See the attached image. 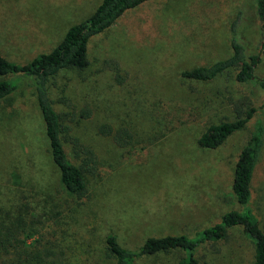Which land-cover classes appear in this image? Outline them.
<instances>
[{"label":"rangeland","instance_id":"rangeland-1","mask_svg":"<svg viewBox=\"0 0 264 264\" xmlns=\"http://www.w3.org/2000/svg\"><path fill=\"white\" fill-rule=\"evenodd\" d=\"M100 2L0 0L1 53L23 64L50 51ZM239 10L247 52L255 54L253 0H147L89 39L85 69L64 68L51 78L49 96L64 114L68 157L80 162L76 143L97 158L86 174L85 198L60 182L32 89L22 79L0 76L17 86L0 101V221L25 242L12 264H59L33 248L41 251L45 243L65 253L63 264H113L105 248L108 233L134 250L149 236L190 237L229 210H245L231 184L247 130L214 149L198 142L207 125L236 119L229 103L242 93L235 70L202 84L181 76L231 54L230 24ZM256 71L264 77V56ZM102 125L111 134L101 133ZM119 128L131 134L128 144L113 138ZM248 206L264 231V149ZM182 256L174 250L134 264H175ZM194 256L206 264H251L253 240L232 227L224 239L198 243Z\"/></svg>","mask_w":264,"mask_h":264},{"label":"trees","instance_id":"trees-1","mask_svg":"<svg viewBox=\"0 0 264 264\" xmlns=\"http://www.w3.org/2000/svg\"><path fill=\"white\" fill-rule=\"evenodd\" d=\"M146 1L101 0L85 20L71 25L66 30L56 46L46 53L34 56L26 63H15L0 51V76H14L22 79L26 82L25 85L32 89L44 122L51 160L58 169L60 182L66 191L77 198L87 196L86 174L93 172L96 168L97 158L90 148L82 145L76 147V143H74L77 150L75 153L80 162L76 163L68 157L63 138L67 130L63 122L64 114L58 113L53 106L49 96V82L61 69H85L89 64L87 56L89 39L107 30L120 16L138 8ZM253 3L255 16L259 22L257 53L247 52L246 43L241 35V11L239 10L230 24L231 54L209 65L196 66L181 72L184 79L202 84L214 80L228 70H235L234 84L242 93L240 98L230 97L229 103L236 114V119L207 125L199 136L198 142L203 147L214 149L221 146L235 132L247 130L245 144L234 162L231 184L237 203L241 207L246 206L245 210H229L221 215L220 221L190 237L185 234L149 236L134 250L122 246L114 233H108L105 237V248L113 258V264H134L136 260L174 250L183 252V256L175 264H206L194 256L196 245L202 241L224 239L227 237L228 230L236 226H240L253 240L251 264H264V231L257 220L253 219L248 206L255 170L264 149V126L258 114L262 104L259 100L264 102V77L256 71L257 65L264 56V0H253ZM16 87L8 79H0V101L10 97ZM87 114V111L82 113L84 116ZM99 131L106 135L112 132L110 127L105 125L99 127ZM113 138L125 145L131 141L132 136L127 129L119 128L113 134ZM23 230L21 226V233ZM12 231L11 227L0 221V264H12L21 256V249L25 242L22 237H19L20 233ZM32 233L29 232L26 237L32 236ZM42 246L41 251L36 244L33 248L37 250L36 252L43 253V259L56 260L59 264L66 263L64 252L56 253L49 243ZM61 259L63 262L60 261Z\"/></svg>","mask_w":264,"mask_h":264}]
</instances>
